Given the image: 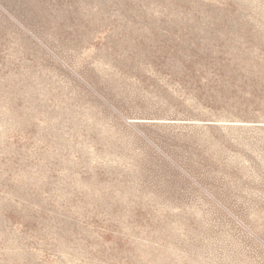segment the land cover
I'll return each instance as SVG.
<instances>
[{
	"label": "rangeland",
	"instance_id": "1",
	"mask_svg": "<svg viewBox=\"0 0 264 264\" xmlns=\"http://www.w3.org/2000/svg\"><path fill=\"white\" fill-rule=\"evenodd\" d=\"M0 264H264V0H0Z\"/></svg>",
	"mask_w": 264,
	"mask_h": 264
}]
</instances>
